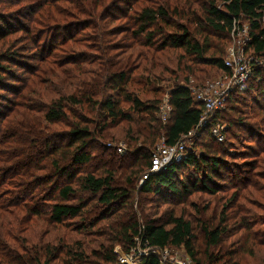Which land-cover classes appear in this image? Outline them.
<instances>
[{"label":"trees","instance_id":"obj_1","mask_svg":"<svg viewBox=\"0 0 264 264\" xmlns=\"http://www.w3.org/2000/svg\"><path fill=\"white\" fill-rule=\"evenodd\" d=\"M16 2L5 13L0 1V187L26 201L14 205L17 218L34 206L30 229L1 231L0 264H125L135 238L142 248H184L196 264H247L243 256L264 264L263 71L203 126V105L187 86L228 71L227 43L244 22L246 53L264 54V0ZM178 70L185 82L168 90L165 123L161 97L141 99L129 85L159 93ZM216 124L224 125L222 142ZM190 132L197 143L185 156L152 172L162 138L173 145ZM194 193L211 198L204 208L190 203L200 245L197 215L175 210ZM212 198L220 208H210ZM140 264L161 263L151 255Z\"/></svg>","mask_w":264,"mask_h":264},{"label":"built area","instance_id":"obj_2","mask_svg":"<svg viewBox=\"0 0 264 264\" xmlns=\"http://www.w3.org/2000/svg\"><path fill=\"white\" fill-rule=\"evenodd\" d=\"M236 32L238 34H241V32L246 33V37L243 41L240 39L237 45H231L227 49L225 65L228 71L223 73V76L219 79L208 80L202 85H196L193 81H190V84L187 85L192 90L195 99L203 105L200 126L207 125L210 117L226 109L229 97L235 90H247L248 83L256 69L259 68L263 71L264 80V54L248 55L246 53V48L251 40L248 25H243V28L236 26L232 31V35ZM172 111L170 94L167 92L161 98L158 116L166 123L171 117ZM212 134L219 142L224 141V125H214L212 127ZM192 135H194V132H190L182 140L173 145L166 144L165 139L162 138L152 157V172L162 169L172 161L182 159L187 149L190 148L186 144V139ZM108 145L111 146L112 144ZM114 146L118 150V153L121 154L127 149V146L122 142L114 144ZM149 175V173L145 174L144 180L148 179ZM135 240L138 242V248L133 249L129 255L122 257V262L125 264H140L141 260L151 255L157 257L161 264H196L183 248L153 247L148 241L145 242L142 248L141 240L139 238H135Z\"/></svg>","mask_w":264,"mask_h":264},{"label":"rangeland","instance_id":"obj_3","mask_svg":"<svg viewBox=\"0 0 264 264\" xmlns=\"http://www.w3.org/2000/svg\"><path fill=\"white\" fill-rule=\"evenodd\" d=\"M0 1L4 5V12L5 13H8V11H11V9H14V8L18 7V4H14V3H17L16 0H3V1L0 0ZM219 4H220V2H219ZM12 21H15V20L12 19ZM243 25L246 26L247 23L244 22ZM80 33L81 32L78 31V30H74V29L70 30V35L75 36L74 38L79 37ZM245 37H246V33H243V32H241V34H238L237 32L234 35L231 34L230 35V39H229V41L227 43L228 46L226 48V55H227V49L231 45H237L238 41L240 39H242V41H243V39H245ZM16 43H14V44H16ZM19 45H22V44L20 43ZM14 49L15 50H13V51H18L19 50V49L17 50V47H15ZM19 51H20V53H22L21 50H19ZM25 53H28V52H25ZM56 53H58V50H57ZM56 53L53 54L54 57L59 54V53L58 54H56ZM179 54H180V52H177V53L173 54V61H174L173 68L174 69H176L175 67H177V62H178V59H179L178 55ZM226 55H225V57H226ZM16 56L18 58L17 61H24L25 60L20 55H16ZM4 65L11 66L13 68L14 72L18 73V77H23L24 76V72H23L22 68H20L19 65H15V64H12V63H8V62H4ZM178 73H179L178 74L179 77H177V79H173V78L167 79V80H165V81H163V82L158 84L159 86L162 87V90L159 93H154V90L151 89V86H148L146 89H144L143 88V85H144L143 82H140V84L138 82L137 83L136 82H131L129 86H130L131 89L136 91V93L139 95V97L141 99H144V100L151 99L154 96H158V97L162 98L163 95L168 92L169 88H171L172 86L176 85L177 83L185 82V79H184V75L185 74H184V72L178 70ZM221 76H223V73H221V74L217 73V74H215V76H213L209 80H216V79H219ZM0 93L2 95H4V93H6V92H4V90H1ZM4 103H5L4 100L0 99V104L4 105ZM227 105H228V102H227ZM196 143H197V140L195 138V133H194V135H192V136L188 137V139H186V144L189 145L190 147H192L193 144H196ZM108 144H112L114 146L115 142L114 143L113 142H108ZM235 146L240 149L239 144H235ZM198 151H199V149H196L195 152H198ZM4 182H6V181H4ZM0 189H1L0 190V193H1L0 194V206H1L2 202H3V200L8 202V203L7 202L4 203V211L2 212L1 217H0V235H1V231L5 227H11V226H14V225H15V229L17 228L19 231L25 230L27 228L30 229L31 228L30 226H32L31 225V221L29 220L30 217H32V213L30 212L31 211L30 208L32 206H34V204H30V207H28L26 210H23L25 212H19V218H17V215H16V211L17 210H16L14 205L17 204L19 206H22L23 204L24 205L26 204V201L24 200L22 195L19 194V192L13 191L14 189L11 186H8V185L4 184L2 187H0ZM141 196H146V195H145V193H143ZM213 199L214 198H212V205H211L210 208L211 209L220 208L219 204L216 203V200H213ZM176 201L177 200H175V202ZM70 202H74V201H70ZM28 203H30V201ZM190 203H195L199 208L200 207L204 208L203 206H206V205L211 203V198L205 193H194V194H192L191 198H189L188 203H186V204L183 203V204L177 205L175 207V210L178 211V213H181V211H184V210L187 209L188 211H194V213L196 214V212H195V210H194V208L192 206L193 204H190ZM213 211L214 210H210L208 212V214L206 212L205 216H207V217L211 216L212 217L213 213L215 212V211L214 212ZM215 215H217V213H215ZM194 217H195V215H194ZM197 217L198 218L195 217V219L197 220V221H195V227L197 228L196 232H197V236L199 238V245H200L201 240H203V234H202L201 229L199 227L200 220H198V219H200V218H199L198 215H197ZM19 221H21V222L19 223ZM43 226L44 225L40 224L39 227L37 228V231H41V230L42 231H46V228L43 229L44 228ZM39 235L41 237H44V238L49 236V235H45V232H40ZM0 240H2V244H1L2 247L1 248L4 249V239L0 238ZM183 250L185 251L184 248H183ZM214 251L217 252V250H215V249H214ZM243 259L247 262V264H258V260L255 259V258L252 259L250 257L243 256Z\"/></svg>","mask_w":264,"mask_h":264}]
</instances>
